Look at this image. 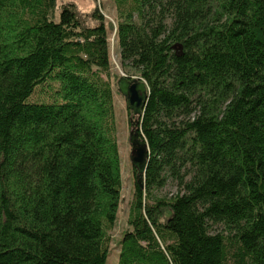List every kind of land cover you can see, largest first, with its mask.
<instances>
[{"label": "trees", "instance_id": "obj_1", "mask_svg": "<svg viewBox=\"0 0 264 264\" xmlns=\"http://www.w3.org/2000/svg\"><path fill=\"white\" fill-rule=\"evenodd\" d=\"M113 1L120 63L147 87L128 124L148 146L116 264H264V0ZM55 8L0 0V264H106L117 220L105 18ZM47 79L50 99L30 102ZM164 171L182 187L169 198L153 191Z\"/></svg>", "mask_w": 264, "mask_h": 264}, {"label": "rangeland", "instance_id": "obj_2", "mask_svg": "<svg viewBox=\"0 0 264 264\" xmlns=\"http://www.w3.org/2000/svg\"><path fill=\"white\" fill-rule=\"evenodd\" d=\"M72 2L81 11H89L96 5L103 14L108 30L109 53L111 58V72L118 79L120 75L131 76L133 78L139 77L138 73L130 68L123 67L120 63L119 48L115 40V30L117 24V11L113 0H56V8L54 9V17L58 18L59 8L61 4ZM137 22V18H133ZM117 81V80H116ZM112 91L114 95V107L116 118L115 135L119 146L120 154V173H121V191L119 196V204L117 211V220L112 231V241L110 244V252L106 264H116L118 239L122 231L127 227V216L129 204L132 197V190L135 185L137 171L135 172L130 161L131 145L129 137L131 128L129 126V115L127 109V101L125 97L118 92L116 82L112 83ZM54 81L47 79L42 84L35 88L34 93L30 96V102H41L50 99V95L54 90ZM184 169L181 170V173ZM165 178L163 185L155 188L154 194L157 196L171 197L179 192L182 187L178 184V180L172 177L168 172L164 171L162 175ZM189 178L187 173L185 179ZM213 232L221 230L220 225H214L211 229Z\"/></svg>", "mask_w": 264, "mask_h": 264}, {"label": "water", "instance_id": "obj_3", "mask_svg": "<svg viewBox=\"0 0 264 264\" xmlns=\"http://www.w3.org/2000/svg\"><path fill=\"white\" fill-rule=\"evenodd\" d=\"M117 89L122 94L128 107L135 113L141 114L142 108L147 98V87L140 77L133 78L131 76L120 75L116 81ZM129 143L131 145L130 161L137 171L136 183L143 186V175L140 169L146 163L148 154L147 144L136 135L130 133Z\"/></svg>", "mask_w": 264, "mask_h": 264}]
</instances>
